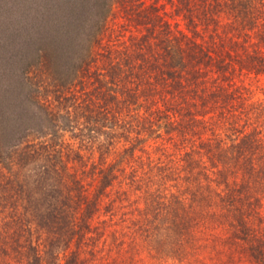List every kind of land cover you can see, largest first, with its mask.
I'll list each match as a JSON object with an SVG mask.
<instances>
[{"label": "trees", "instance_id": "trees-1", "mask_svg": "<svg viewBox=\"0 0 264 264\" xmlns=\"http://www.w3.org/2000/svg\"><path fill=\"white\" fill-rule=\"evenodd\" d=\"M0 264H264V0H0Z\"/></svg>", "mask_w": 264, "mask_h": 264}, {"label": "rangeland", "instance_id": "rangeland-1", "mask_svg": "<svg viewBox=\"0 0 264 264\" xmlns=\"http://www.w3.org/2000/svg\"><path fill=\"white\" fill-rule=\"evenodd\" d=\"M119 146H121V145L118 143V144L116 145V148L118 149ZM136 153H137V152H136ZM95 154H96V153H94L93 158H95ZM122 165H127V169H126V170L130 169V164H127V162L123 161V162H122Z\"/></svg>", "mask_w": 264, "mask_h": 264}]
</instances>
